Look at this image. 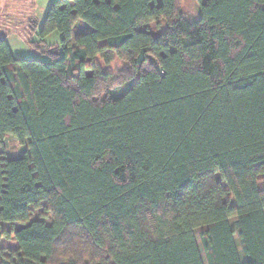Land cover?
Segmentation results:
<instances>
[{
	"label": "trees",
	"instance_id": "trees-1",
	"mask_svg": "<svg viewBox=\"0 0 264 264\" xmlns=\"http://www.w3.org/2000/svg\"><path fill=\"white\" fill-rule=\"evenodd\" d=\"M199 2L56 0L49 62L0 34V264H264V0Z\"/></svg>",
	"mask_w": 264,
	"mask_h": 264
},
{
	"label": "rangeland",
	"instance_id": "rangeland-1",
	"mask_svg": "<svg viewBox=\"0 0 264 264\" xmlns=\"http://www.w3.org/2000/svg\"><path fill=\"white\" fill-rule=\"evenodd\" d=\"M55 1L56 0H0V34L8 39L15 57L22 59H39L49 62L52 60V55L47 51L48 47L55 52L62 53V34L59 32L50 34L45 39V46H41L39 49L32 48L25 38L26 36L30 37L28 31L30 28V21L33 20L32 18L37 19L38 30H40L44 24L49 7ZM160 1L161 0H158L159 3ZM206 1L207 0H203V2ZM181 7L183 15L187 18L196 20L199 17V0H181ZM83 25V23L77 25L76 31L73 34V41L79 33L84 32L85 28ZM148 27L153 29L156 27V23H152ZM164 29L165 24H162V28L156 31V33ZM31 40L36 41L37 44L41 42L37 35H34ZM123 66L124 64L120 60H116L111 65H103V69L114 74H119V70ZM13 139V137L6 138V153L11 157H17L25 153L26 148L13 143ZM34 213V216L38 219V212L35 211ZM18 226H21V224H18ZM0 245L6 248H15L16 243L3 239Z\"/></svg>",
	"mask_w": 264,
	"mask_h": 264
},
{
	"label": "crops",
	"instance_id": "crops-1",
	"mask_svg": "<svg viewBox=\"0 0 264 264\" xmlns=\"http://www.w3.org/2000/svg\"><path fill=\"white\" fill-rule=\"evenodd\" d=\"M78 24H81V22H79ZM78 24H77V25H78ZM83 24H84V23H83ZM83 26H84V28L88 27L87 24H84ZM74 32H75V31H74ZM12 51H13V50H12ZM13 53H14V52H13ZM14 55H15V54H14Z\"/></svg>",
	"mask_w": 264,
	"mask_h": 264
}]
</instances>
